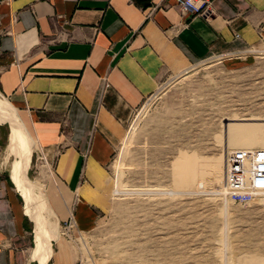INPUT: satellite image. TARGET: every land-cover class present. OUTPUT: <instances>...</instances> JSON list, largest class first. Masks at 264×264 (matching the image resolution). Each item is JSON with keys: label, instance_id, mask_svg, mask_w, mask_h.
Masks as SVG:
<instances>
[{"label": "crops", "instance_id": "obj_1", "mask_svg": "<svg viewBox=\"0 0 264 264\" xmlns=\"http://www.w3.org/2000/svg\"><path fill=\"white\" fill-rule=\"evenodd\" d=\"M212 10L189 16L171 0H1L0 99L51 167L47 199L60 222L90 227L127 121L165 75L264 43V0H213ZM8 129L0 123V264H32V220L6 165ZM54 246L52 264H74L65 239Z\"/></svg>", "mask_w": 264, "mask_h": 264}, {"label": "rangeland", "instance_id": "obj_2", "mask_svg": "<svg viewBox=\"0 0 264 264\" xmlns=\"http://www.w3.org/2000/svg\"><path fill=\"white\" fill-rule=\"evenodd\" d=\"M29 141L24 171L47 199L51 167ZM255 147H264V43L165 75L127 121L90 227L50 226L74 264H264V206L224 196L228 152Z\"/></svg>", "mask_w": 264, "mask_h": 264}, {"label": "bare ground", "instance_id": "obj_3", "mask_svg": "<svg viewBox=\"0 0 264 264\" xmlns=\"http://www.w3.org/2000/svg\"><path fill=\"white\" fill-rule=\"evenodd\" d=\"M0 123H6L9 127L6 152L8 156L16 158L11 174L12 180L23 196L26 214L34 225L35 244L32 249V258L36 260L37 264H46L52 254L51 242L57 240V230L50 226L49 219L55 220L56 227H58V219L45 198L44 191L40 189V198L37 196L38 194L36 195L39 199H36L32 194V185H30L23 169L29 152L30 141L24 129L17 122L12 108L1 99ZM32 144L38 147L36 142Z\"/></svg>", "mask_w": 264, "mask_h": 264}, {"label": "built area", "instance_id": "obj_4", "mask_svg": "<svg viewBox=\"0 0 264 264\" xmlns=\"http://www.w3.org/2000/svg\"><path fill=\"white\" fill-rule=\"evenodd\" d=\"M181 13L209 17L213 0H171ZM1 2V0H0ZM224 196L240 206H264V147L237 148L226 158Z\"/></svg>", "mask_w": 264, "mask_h": 264}]
</instances>
